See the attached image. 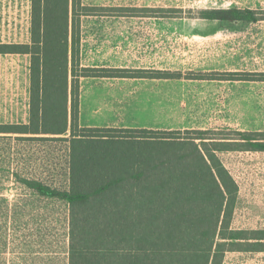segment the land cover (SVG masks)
Returning a JSON list of instances; mask_svg holds the SVG:
<instances>
[{"label": "trees", "instance_id": "16d2710c", "mask_svg": "<svg viewBox=\"0 0 264 264\" xmlns=\"http://www.w3.org/2000/svg\"><path fill=\"white\" fill-rule=\"evenodd\" d=\"M133 11L81 0H31V43L0 44V53L30 55L29 122L0 124V135L47 139L69 133V186L10 175L39 199L67 203L66 264H222L228 250H264V230L231 225L239 186L218 155L264 152V131L79 126L80 77L264 81V72L81 67L80 17ZM198 18L250 23L264 20V11L211 8ZM34 216L33 205L10 203L0 194V264Z\"/></svg>", "mask_w": 264, "mask_h": 264}, {"label": "rangeland", "instance_id": "374dc122", "mask_svg": "<svg viewBox=\"0 0 264 264\" xmlns=\"http://www.w3.org/2000/svg\"><path fill=\"white\" fill-rule=\"evenodd\" d=\"M148 1L171 7L169 42L157 46L169 59L168 70L264 72V20L247 23L198 18L200 10L211 8L263 12L264 0ZM158 84L139 82L148 92L140 93L138 109H82V117L85 122L106 125L129 121L159 123L181 132L211 128L264 131V82L180 78ZM1 136L0 194L10 203L21 202L28 208L33 205L36 211L34 219L16 235L15 243L2 253L3 264H66L67 203L37 198L10 172L68 189L69 133L47 139ZM218 155L239 186L232 227L250 232L264 230V152L224 151Z\"/></svg>", "mask_w": 264, "mask_h": 264}, {"label": "crops", "instance_id": "0c3cea01", "mask_svg": "<svg viewBox=\"0 0 264 264\" xmlns=\"http://www.w3.org/2000/svg\"><path fill=\"white\" fill-rule=\"evenodd\" d=\"M81 2L86 6L134 9L133 12L115 15L81 16L113 18L91 20L80 18L81 67L171 71L168 70L170 68L168 57L165 58L160 47L157 49V46L168 44L170 39L172 16L169 5H155L148 0H115L113 3L111 0H81ZM30 43L31 0H0V44ZM169 80L170 78L80 77L79 126L171 130L159 123L129 121L106 125L85 122L81 112L82 109H138L142 100L140 93L148 92L146 86H139L140 81H152L160 85ZM29 105L30 55L0 53V124H27ZM222 264H264V250H228L224 254Z\"/></svg>", "mask_w": 264, "mask_h": 264}]
</instances>
